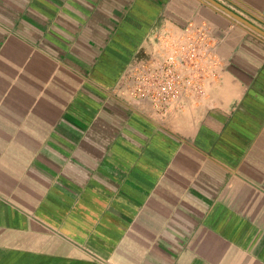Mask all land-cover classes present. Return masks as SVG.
<instances>
[{
	"label": "crops",
	"instance_id": "1",
	"mask_svg": "<svg viewBox=\"0 0 264 264\" xmlns=\"http://www.w3.org/2000/svg\"><path fill=\"white\" fill-rule=\"evenodd\" d=\"M188 23L198 91L130 102ZM0 264H264V37L204 0H0Z\"/></svg>",
	"mask_w": 264,
	"mask_h": 264
},
{
	"label": "built area",
	"instance_id": "2",
	"mask_svg": "<svg viewBox=\"0 0 264 264\" xmlns=\"http://www.w3.org/2000/svg\"><path fill=\"white\" fill-rule=\"evenodd\" d=\"M181 33V39L164 59L147 56L126 68L119 90L130 102H148L158 114L165 115L187 90L198 91L185 72L197 68L202 52L211 51V35L191 23Z\"/></svg>",
	"mask_w": 264,
	"mask_h": 264
},
{
	"label": "water",
	"instance_id": "3",
	"mask_svg": "<svg viewBox=\"0 0 264 264\" xmlns=\"http://www.w3.org/2000/svg\"><path fill=\"white\" fill-rule=\"evenodd\" d=\"M204 1L208 2L209 4H211L212 6H214L215 8L219 9L220 11H222L223 13L227 14L231 18H233L236 21L242 23L243 25H245L249 29L253 30L254 32H256L259 35H261L262 37H264V30H262L259 27L255 26L254 24H252L248 20L244 19L243 17H241L237 13L233 12L232 10H230L229 8H227L226 6L222 5L218 1H216V0H204Z\"/></svg>",
	"mask_w": 264,
	"mask_h": 264
}]
</instances>
